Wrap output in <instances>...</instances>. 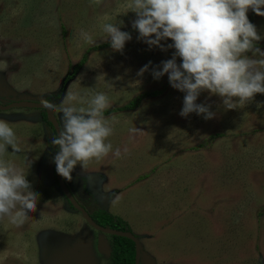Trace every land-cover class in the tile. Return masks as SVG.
Here are the masks:
<instances>
[{
    "label": "rangeland",
    "instance_id": "1",
    "mask_svg": "<svg viewBox=\"0 0 264 264\" xmlns=\"http://www.w3.org/2000/svg\"><path fill=\"white\" fill-rule=\"evenodd\" d=\"M129 2L0 0V105L48 100L62 128L58 109L70 93L108 97L104 116L113 134L106 143L121 156L110 152L83 171L77 164L72 180H64L90 214L104 210L128 225L138 239L139 264H264V94L226 109L220 96L203 91L196 103L209 106L214 117H182L185 93L170 85L167 73L153 76L176 51L170 39L160 42L166 50L150 47L135 29L122 52L110 45L93 49L110 44L105 23L134 30ZM247 17L261 37L254 47L264 51V16L249 9ZM176 63H182L178 56ZM38 111L0 112L20 147L14 153L7 146L3 159L24 169L39 194L23 226L0 219V264H111L110 236L92 229L60 192L53 162L58 147ZM133 128L139 131L130 134Z\"/></svg>",
    "mask_w": 264,
    "mask_h": 264
},
{
    "label": "clouds",
    "instance_id": "2",
    "mask_svg": "<svg viewBox=\"0 0 264 264\" xmlns=\"http://www.w3.org/2000/svg\"><path fill=\"white\" fill-rule=\"evenodd\" d=\"M127 7L136 14L132 27L138 31V39L161 50H166L160 43L162 40L173 42L168 45L176 50L172 59L162 62L160 70L154 69L153 76L159 79L167 73L170 85L185 93L179 113L182 117L192 112L205 119L214 117L209 106L196 103L203 91L220 96L226 109L245 106L256 94H264V51L254 47L261 37L247 17L249 9L264 16L261 10L264 0H130ZM102 31L117 52H122L125 42L131 39L129 33L114 23H105ZM81 35L86 43L95 44L87 33ZM247 52L259 59L249 58ZM177 56L182 61L179 65ZM147 70L145 65L138 75ZM73 102L87 106L77 107ZM43 104L55 109L48 100ZM109 107L108 97L103 93L90 100L70 93L65 105L58 109L63 113L62 128L52 139V145L59 149L53 162L56 172L65 180H72L71 173L77 164L83 171L91 161H100L110 152L116 158L121 156L120 149L113 152L112 144L106 143L113 134V127L104 116ZM137 131L129 130L130 134ZM7 146L14 153L20 151L13 128L0 120V219L7 217L12 225L21 227L28 213L36 210L39 194L31 190L24 169L3 159ZM25 165L27 169L31 166L27 157ZM118 199L117 196L114 202Z\"/></svg>",
    "mask_w": 264,
    "mask_h": 264
},
{
    "label": "trees",
    "instance_id": "3",
    "mask_svg": "<svg viewBox=\"0 0 264 264\" xmlns=\"http://www.w3.org/2000/svg\"><path fill=\"white\" fill-rule=\"evenodd\" d=\"M132 31H128L127 33H132ZM110 45L109 43H104L101 45H97L93 49H102L103 47H106ZM85 56H83L81 62L75 66L73 69V74L71 77H67L65 81L67 82L69 79H71L75 73L79 71V68H81L82 64L85 62ZM134 104L130 103V105L123 107L130 108ZM119 109L115 110L118 111ZM108 111H105L104 113H107ZM41 116L44 121L47 122V124L51 127L50 123L47 121L46 115L44 111H41ZM52 129V127H51ZM53 130V129H52ZM54 138L56 137V134L53 130ZM66 202L70 206L68 200L65 198ZM92 220L101 227L111 228L118 231H129L128 225L119 217H116L114 215H111L104 210H97L96 212H93L92 215H90ZM102 224V225H100ZM111 238V264H134V255H135V246L134 243L131 242L128 239L116 237V236H110Z\"/></svg>",
    "mask_w": 264,
    "mask_h": 264
},
{
    "label": "water",
    "instance_id": "4",
    "mask_svg": "<svg viewBox=\"0 0 264 264\" xmlns=\"http://www.w3.org/2000/svg\"><path fill=\"white\" fill-rule=\"evenodd\" d=\"M14 108H29V109H42L45 111V115L47 117V121L50 123L52 128L55 131L56 136L59 135V132L61 130L60 125L58 123V120L56 116L53 113V110H50L49 108L45 107L43 103H31V102H14L5 106L0 105V111H8ZM59 151V149H58ZM57 151V152H58ZM56 152V153H57ZM55 153V154H56ZM54 176L58 182L59 188L62 192V194L67 198L69 204L72 206L73 209L77 210L84 221L94 230L101 232L103 234L109 235V236H116V237H121L130 240L131 242L134 243L135 245V250H136V261L135 264L139 263V255H140V248H139V243L138 239L136 238L135 235H133L131 232H126V231H118L115 229L111 228H106V227H101L97 225L92 218L90 217L89 213L84 209L80 204L75 200L74 196L71 194L69 189L66 187L63 178L56 172V165L54 163Z\"/></svg>",
    "mask_w": 264,
    "mask_h": 264
},
{
    "label": "flooded vegetation",
    "instance_id": "5",
    "mask_svg": "<svg viewBox=\"0 0 264 264\" xmlns=\"http://www.w3.org/2000/svg\"><path fill=\"white\" fill-rule=\"evenodd\" d=\"M14 102H22V101H11L10 103H8V104H11V103H14ZM26 102V101H25ZM7 104V105H8ZM2 106H5V105H2ZM14 109H17V110H20V109H29V108H14ZM12 110V109H11ZM11 110H8V111H0V112H9V111H11ZM33 110V109H32ZM35 110H39L38 112H40V111H44V110H42V109H35ZM44 113H45V111H44ZM38 115H40L41 116V113L40 114H38ZM41 119H42V117H41ZM43 120V119H42ZM54 178H55V176H54ZM55 180H56V178H55ZM63 181H64V183H65V185H66V187L68 188V186H67V184H66V181L64 180V178H63ZM56 183H57V185H58V182H57V180H56ZM58 187H59V185H58ZM60 189V188H59ZM69 189V188H68ZM69 191H70V189H69ZM60 192H61V190H60ZM71 192V191H70ZM61 194H62V192H61ZM63 195V194H62ZM64 196V195H63ZM64 198H66L65 196H64ZM75 198V197H74ZM67 199V198H66ZM76 200V199H75ZM77 201V200H76ZM78 202V201H77ZM79 203V202H78ZM80 204V203H79ZM81 206V205H80ZM70 207L72 208V206L70 205ZM83 207V206H82ZM84 208V207H83ZM73 209V208H72ZM84 209H86V208H84ZM73 210H75V209H73ZM75 211H77V210H75ZM87 211V210H86ZM78 212V211H77ZM88 212V211H87ZM79 213V212H78ZM89 213V212H88ZM80 214V213H79ZM81 215V214H80ZM89 215H92V214H90L89 213ZM82 217V216H81ZM91 217V216H90ZM127 232H131L130 230L129 231H127ZM135 246V245H134ZM111 258V251H110V257H109V259ZM111 261V260H110ZM135 261H136V250H135V255H134V264H135ZM139 263H140V255H139ZM138 263V264H139Z\"/></svg>",
    "mask_w": 264,
    "mask_h": 264
}]
</instances>
